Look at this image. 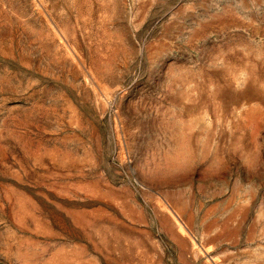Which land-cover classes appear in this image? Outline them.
<instances>
[{"label":"rangeland","instance_id":"obj_1","mask_svg":"<svg viewBox=\"0 0 264 264\" xmlns=\"http://www.w3.org/2000/svg\"><path fill=\"white\" fill-rule=\"evenodd\" d=\"M0 264H264V0H0Z\"/></svg>","mask_w":264,"mask_h":264}]
</instances>
